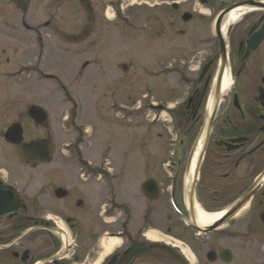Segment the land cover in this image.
Returning <instances> with one entry per match:
<instances>
[{"label": "flooded vegetation", "instance_id": "flooded-vegetation-1", "mask_svg": "<svg viewBox=\"0 0 264 264\" xmlns=\"http://www.w3.org/2000/svg\"><path fill=\"white\" fill-rule=\"evenodd\" d=\"M65 2L77 8L79 56L95 49L83 69L94 62L104 75L120 61L129 79H162L166 54L177 57L188 37L192 85L183 112L192 150L185 162L179 150L167 164L158 161L140 185L144 202L131 194L127 202L104 199L115 188L109 172L49 136L54 149L43 168L0 152V264H264V0H0V63L10 68L0 75L8 83L31 72L19 58H68L58 17ZM40 11L49 16L43 23L21 21L22 13L29 20ZM21 26L32 34L29 43ZM133 30L141 34L140 68L132 64ZM27 120L46 126L30 114ZM16 122L24 128L20 118L8 127ZM150 180L155 187L143 190ZM151 231L164 237L151 239ZM109 240L115 246L105 253Z\"/></svg>", "mask_w": 264, "mask_h": 264}, {"label": "rangeland", "instance_id": "rangeland-1", "mask_svg": "<svg viewBox=\"0 0 264 264\" xmlns=\"http://www.w3.org/2000/svg\"><path fill=\"white\" fill-rule=\"evenodd\" d=\"M28 6L32 4H22V7ZM6 8L11 9L12 5ZM64 8V15L57 16L69 35L68 58L56 61L53 55L44 62L34 57L19 58L20 69H31V72L23 73L16 84L8 83L0 75V152L17 155V147L8 146L1 135L4 136L11 121L20 118L25 122L27 140L49 136L58 148L66 149L69 144L81 150L86 165L108 171L115 188L106 190L107 196L103 197L104 183L101 182L97 188L100 197L109 202H127L131 194L132 202H144L140 185L146 176L159 169L158 161L167 164L169 157L179 150L185 162L192 150V131L187 133L189 119L183 112L188 87L192 85V63L189 61L192 47L188 37L180 39L177 57L173 59L172 53L166 54L162 79L133 73L129 79L127 73L119 70L120 61L112 67L115 71L104 75L94 62H88L83 69L89 58L86 55L95 49L85 48L84 54L79 56L83 46L72 43V34L77 32L79 24L77 8L70 2H65ZM48 17L40 11L28 20L22 13L21 21L37 24ZM138 19L141 21L140 17ZM21 27L25 34L21 37L25 39L23 44L29 43L32 34ZM140 41L141 34L133 30L132 64L139 68L144 62ZM60 65L61 71L58 70ZM6 69H10L8 64L0 63V72ZM146 88H150L149 92ZM33 104L48 112L46 126H36L27 120L28 108ZM147 167L155 168L147 170ZM164 173L168 174L162 170L161 175ZM31 187V192H36L39 185ZM165 206V215L171 214ZM180 246L187 249L183 243Z\"/></svg>", "mask_w": 264, "mask_h": 264}, {"label": "water", "instance_id": "water-1", "mask_svg": "<svg viewBox=\"0 0 264 264\" xmlns=\"http://www.w3.org/2000/svg\"><path fill=\"white\" fill-rule=\"evenodd\" d=\"M5 3H10L15 0H3ZM31 116L38 122L45 121L46 113L39 106H31ZM5 138L8 142L19 145L23 142V128L21 124H13L5 134ZM53 150V144L48 140L36 139L28 143H24L18 149V156L24 162L30 164L32 167H36L41 163L50 161L51 151ZM154 181H146L142 185L144 190L146 186L154 188ZM190 200H192V189L190 190ZM192 208V202H190Z\"/></svg>", "mask_w": 264, "mask_h": 264}, {"label": "bare ground", "instance_id": "bare-ground-1", "mask_svg": "<svg viewBox=\"0 0 264 264\" xmlns=\"http://www.w3.org/2000/svg\"><path fill=\"white\" fill-rule=\"evenodd\" d=\"M149 237H150L151 239H158V238H161V237H164V236L160 235V234L157 233V232L151 231V232L149 233ZM105 246H106V247H105V252H106V253H107V252H110V251L113 249V247L115 246V242H114V240H109V242H107V244H106ZM186 253H187V255H188L190 258H192V255H190V253L188 254L187 251H186Z\"/></svg>", "mask_w": 264, "mask_h": 264}]
</instances>
